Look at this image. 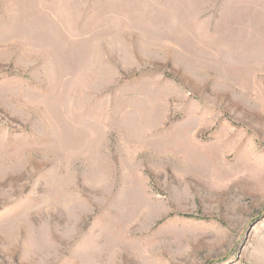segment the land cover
<instances>
[{"label":"rangeland","instance_id":"rangeland-1","mask_svg":"<svg viewBox=\"0 0 264 264\" xmlns=\"http://www.w3.org/2000/svg\"><path fill=\"white\" fill-rule=\"evenodd\" d=\"M0 264H264V0H0Z\"/></svg>","mask_w":264,"mask_h":264}]
</instances>
